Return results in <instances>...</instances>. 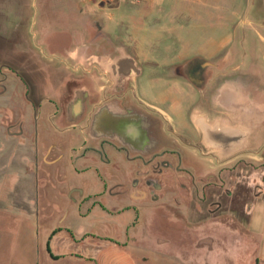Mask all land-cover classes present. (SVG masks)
<instances>
[{"label":"rangeland","instance_id":"1","mask_svg":"<svg viewBox=\"0 0 264 264\" xmlns=\"http://www.w3.org/2000/svg\"><path fill=\"white\" fill-rule=\"evenodd\" d=\"M28 1L0 0V60L9 58L8 61H11L10 55L15 56L19 51L16 47L21 48L24 43H28V50H32L33 54H17V59L24 57L25 68L24 75H17V79L26 87L38 85L45 88L52 76L48 74L46 67L55 63L57 57L34 41L31 30L29 41L25 36L23 38L12 32L13 25L17 24L15 20L19 7L26 9L24 4ZM73 2L78 6H74ZM85 2L30 0L33 11L37 13L36 25L41 29L50 28L62 32L57 34V42L76 53L74 61L82 57L86 61L90 57L85 55V50L92 37V42L96 44L94 47L107 49L114 41H119L136 56L138 55L133 46L139 45L143 48V55L142 58H137L142 62L144 72L138 80V86L141 93L152 100L156 97V92L161 96V90L170 87L173 67L196 56H208L218 64L223 61L222 66L212 69L216 74V85L211 91L215 92L226 83V79L229 82L239 79L242 84L239 89L244 90L247 101L250 102L255 93L261 101L264 100V0H212L210 9L203 5L198 7L201 10L208 9L209 13L199 11L202 15L192 19L183 13L187 3L180 1L114 0L101 6ZM86 5H91L99 12H94ZM191 6L195 8L196 4ZM171 8L177 10L172 24L168 22L169 17H159L158 14L163 13L157 10L169 13ZM166 24L183 32L169 31L164 28ZM180 36L184 40H179ZM225 37L227 44L219 47V42ZM183 41L188 42V49L184 48L186 43ZM205 59L210 60L207 57ZM25 92L29 94L28 89ZM173 94L169 98L179 100L184 105V112L191 103H199L201 100L192 91L186 95L176 90ZM162 96V99L168 98L166 92ZM34 97L32 100H38ZM27 104L33 109L32 101ZM184 112L182 115L186 120ZM37 118L32 116V122H37ZM174 118L178 122V117ZM182 123L187 128L184 131L192 130L193 126L187 120V127L184 126V120ZM178 126L180 127L179 124ZM39 173L38 168V178L35 173L31 177L30 196V193L0 194V264H88L83 258L68 254L55 260V256L50 258L45 251L49 229L56 228L57 225L51 226L41 221L40 192L35 187L36 181L40 179ZM228 174L234 178L238 175V180H241L236 187L235 183H232L234 187L231 188L228 184L230 189L225 199L226 210L222 211L215 210L213 203H203L202 192L191 189L189 177L183 178L171 173L164 176L163 214L174 222L176 230L169 225H158L154 219L150 220L157 216L147 215L145 212L141 216L143 220L134 225H117L115 232L109 235L114 236L112 240L117 241L118 238V243H124L122 251L130 258L125 264H264L263 260L257 263L254 257H249L256 245L246 235L249 216L247 209L257 201L258 196L262 195L264 199V163H258L245 154L237 169ZM178 181L184 182L186 188H180ZM27 197L28 200L34 199L31 203V207H34L31 222L27 219L28 213H31ZM262 223L260 221L259 225ZM259 225L256 230L261 229ZM71 228L76 232L75 226ZM92 232L102 233L104 230L94 229ZM242 234L243 239L240 240ZM59 237L66 239L65 245L70 241L67 240L70 236L66 231H62ZM73 241L69 248L82 250L81 240H78L80 244L77 246V241Z\"/></svg>","mask_w":264,"mask_h":264},{"label":"crops","instance_id":"2","mask_svg":"<svg viewBox=\"0 0 264 264\" xmlns=\"http://www.w3.org/2000/svg\"><path fill=\"white\" fill-rule=\"evenodd\" d=\"M178 1L187 3L185 5L186 11L183 13L188 14V17H191L192 19L193 17L195 18V16L202 15L199 11L203 12V14L209 13L207 12L208 9L201 10L198 9V7L203 5L210 9V3L212 0H173V3ZM72 4L76 7L78 6L76 2H73ZM193 4H196L195 8H192L191 5ZM26 6V9L19 7L17 12L18 17L15 20L17 24L13 25L12 32L22 35L23 38L25 36L29 41L31 38V30L33 32L34 41L44 46V48L56 56L58 60L52 65L46 67V71L52 76L49 78L48 84L45 85V88H41L38 85L37 87L30 86L31 89L29 90V94L25 92L28 88L20 84L17 79V75L23 76L25 73L23 65L24 57L17 59V54L20 53L27 56L28 53H32V50H28V43L23 44L25 48L24 46H21V48L18 46L16 47L19 51L15 56L10 55L12 58L11 61H8L9 58L8 60H0V66L2 67L3 72V77H0V81H2L3 85V89L0 90V194L5 193L7 195H16V193H30L28 195L30 196L32 193L30 189L31 177L33 173H35L38 178L39 168L40 179L36 181L35 187L39 189L40 192V218L41 221L46 224L47 222L45 219L48 217L47 210L53 203L57 205L56 207L59 210L58 214H61L62 210L69 206V203L64 196L69 188L78 186L84 188L87 193H93L102 185L101 179L93 174L69 175L67 173L63 174L55 171L47 172V166L62 160L63 155L67 153L66 146L75 145L85 136H88L87 128L91 116L100 105V103L89 105L88 102L74 103L72 100L68 103L71 114L79 115L83 112V109L86 112L83 117L78 121L76 120L77 123L73 121L72 124L66 126L60 125L57 118V107H60L61 105L66 84L70 80L74 82L78 79L88 78L90 80L89 89L93 91L102 93L105 89H116V91L120 92L123 90L124 83L129 76L140 79L143 75L144 70L142 62L137 58L138 56L142 58L143 48L139 45H137L138 47L133 46L138 55L136 56L135 53L129 50L125 44L119 41H114V43L109 45L110 47L107 49L94 47L96 44H90L87 45V50H85V55H90V57L86 61H83V57L75 59L76 61H74L73 58L76 53L72 51V49H66L61 43L57 42V34H62V32L50 28L41 29L40 26L36 25L37 13L36 11H33V6L32 3H30V0L27 4H24V7ZM157 10L160 13H163V15L158 14L159 17H169L168 22L172 24L174 14L177 12L175 8H171L172 11L169 13L161 12L162 10L159 9ZM171 24H166V27L164 28L173 32L177 31V33L183 32L182 30H177ZM179 40L182 41L184 39L180 36ZM55 42L57 45H55ZM227 42V37H225L218 45L219 47H222L225 46ZM183 43L186 42L183 41ZM187 44L188 42L184 48L188 49L189 45ZM120 49L135 60V68L137 69V72L130 74L128 77H125V74H123L130 69V62L128 59H126V57H121L117 60L114 59L115 57L120 56ZM92 57H97L102 61L112 62L113 72L119 73L122 77L124 76L123 79L116 81L113 78L112 72L105 70L100 61H94L92 60ZM205 57L210 59V61H216L208 56ZM218 65L222 66L223 61L221 60ZM6 67L8 69H6ZM221 68L222 67L219 69L221 70ZM109 77L112 78L113 85L108 81ZM238 82L240 83L241 81L237 79L236 81L231 80L229 82V80L226 79V83L221 90L218 88L213 93V99L214 101L220 102L223 107H225V112L222 114V117H220L222 123L235 125L247 121L252 125L253 130L249 141L250 147L243 149L244 158L245 154L256 152L264 141V126L260 125L259 117L257 116L258 118L255 117L254 119H249L248 114L252 108L257 113H264V100L261 101L258 96H255V93L252 94L251 101H247L243 94L244 90L239 89L242 84H239ZM18 84H20V86ZM176 90L181 91L186 95L189 93L182 87H177ZM33 96H35L34 98L37 97L38 100H32ZM142 97L144 98L143 95ZM29 101L34 103L33 109H30L28 106L27 102ZM195 104L196 103H191L187 108V111L184 112V105L180 103L179 100L172 97L170 106L171 113L174 114L175 117H178L180 128L187 129L183 127L182 123L184 120V126L187 127L185 125V121L187 120L198 131L190 118L192 111L205 115L208 120H212L216 117L218 118V116H213V111H211L214 110V105H212L213 108L211 107L209 109L205 107L204 104L201 106H195ZM183 112L185 113L184 117L186 120L183 118ZM32 116L38 117L37 122H32ZM53 146H56L57 148L60 147L61 149L57 151L58 155L55 158L51 157L54 152L50 153V148ZM228 146L227 143L226 147L223 149L225 154L227 153ZM60 167L61 166H58V168ZM258 198H262V195L258 196ZM258 198L257 201L253 202L247 209L249 216L246 221V232H248L246 235L251 237L256 245V248L251 251L249 257H254L257 263L262 260L264 261V199L262 198L261 200H258ZM7 200L9 202V199ZM33 200L34 199L32 198H29L28 200L30 202V207L28 206V208L31 209V213H28L27 216L29 222L33 219L34 207H31ZM17 208L20 210L22 209L21 206H17ZM74 214L75 207H69L68 216L74 218ZM19 216L21 217L22 213H20ZM260 221H263L261 225H259ZM126 222L127 221L111 225H100L91 221L68 220L64 223L65 227L64 225H57L56 228L49 229L45 243V251L50 258L55 256V258H53L55 260L60 259L64 254H68L71 257L75 255V257L83 258L88 264H96V262L97 264H125L130 258L126 257L122 251V245L124 243H118V238L117 241L98 238L93 236V234H97L98 232L96 233L92 231L94 229L95 231L102 229V231L105 230L104 233L106 234H109V232L114 233L117 225L125 227L127 226ZM47 225H49V223H47ZM50 225L55 226L53 224ZM258 225L261 226L260 230L263 232L256 230ZM72 226L76 227V232L71 228ZM68 230L72 232L73 237L71 236L67 238V240L70 241H67V245H65L66 239H60L59 234H61L62 231ZM241 239H243V234L242 236L240 235V240ZM78 240H81L82 250L80 248H69V245H72L70 244L72 241H77L76 246L80 244ZM253 263L256 264L255 262Z\"/></svg>","mask_w":264,"mask_h":264},{"label":"flooded vegetation","instance_id":"3","mask_svg":"<svg viewBox=\"0 0 264 264\" xmlns=\"http://www.w3.org/2000/svg\"><path fill=\"white\" fill-rule=\"evenodd\" d=\"M86 6L94 12H99L91 5ZM93 40L94 37L91 38V45H95ZM218 66L217 61L206 60L202 56L176 65L172 68L173 79L170 80V87L161 90L162 94L166 92L167 99H162V94L159 96L160 93L156 92V97L148 100L139 89V79L132 76L126 79L120 92L116 89H105L102 93L93 91L89 89L88 78L74 82L70 80L66 84L61 105L57 107L60 125L72 124L86 112L83 109L79 115L71 114L68 103L72 100L74 103L88 102L89 105L115 101L123 107H132L145 114L149 121V135L154 137L156 142L148 150L138 151L113 138L91 139L85 136L77 144L66 146L67 153L63 155L62 160L47 166V172L55 171L69 175L93 174L101 179L102 185L93 193H87L84 188L78 186L69 188L64 195L69 206L58 214L57 205L53 203L47 210L46 222L64 225L68 220H84L100 225H111L127 221V225H134L143 220L141 216L145 212L147 215L157 216L150 220L154 219L158 225H169L176 230L174 222L163 214L165 207L163 178L170 173L183 178L189 177L191 189L202 192L203 203H213L215 210H226L225 199L228 189L234 187L232 183H235L236 187L241 180H238V175L234 178L228 173L237 169L238 164L244 160L243 150L226 156L223 150L217 153L206 148L201 142L199 130L193 127L194 129L191 128L192 130L187 132L178 126L175 115L171 113L172 98H169L174 95L177 87H182L189 93L192 91L201 97L195 106L204 104L210 109L214 105L215 108L212 107L214 110H211L213 116L220 119L225 107L214 101V92L211 91L216 85V74L212 69ZM1 76L3 77V72L0 66ZM108 81L113 85L111 77ZM2 86L0 81V90ZM27 88L28 91L31 89ZM248 114L249 119L259 117L260 125L264 126V113H257L252 108ZM58 150H61L60 147L50 148V153L54 152L52 158L58 155ZM248 156L258 163H264V141L256 152ZM57 165L61 167L58 168ZM178 185L180 188H186L182 181H178ZM69 207H75L74 218L68 216ZM66 232L73 237L70 230ZM104 232L93 236L108 240L114 237Z\"/></svg>","mask_w":264,"mask_h":264},{"label":"water","instance_id":"4","mask_svg":"<svg viewBox=\"0 0 264 264\" xmlns=\"http://www.w3.org/2000/svg\"><path fill=\"white\" fill-rule=\"evenodd\" d=\"M126 57L130 62V69L125 71L124 76L137 72L135 60L120 49V56L114 59ZM94 61H100L103 68L112 72L116 81L123 79L122 75L113 72V65L110 61H102L92 57ZM132 72V73H131ZM224 85V84H223ZM221 85L219 88L223 87ZM192 122L201 133L202 144L212 151L221 152L228 143V150L225 154L230 156L233 153L250 147V135L253 127L247 121L235 125L222 123L219 118L208 120L205 115L192 111L190 114ZM87 135L91 139L108 137L118 140L124 145L138 151H146L152 147L156 140L149 135V121L147 116L132 107H122L115 101L104 102L93 112Z\"/></svg>","mask_w":264,"mask_h":264},{"label":"built area","instance_id":"5","mask_svg":"<svg viewBox=\"0 0 264 264\" xmlns=\"http://www.w3.org/2000/svg\"><path fill=\"white\" fill-rule=\"evenodd\" d=\"M83 1H86L87 3L102 5V4H106V3H111L114 0H83ZM124 1H139V0H124Z\"/></svg>","mask_w":264,"mask_h":264},{"label":"trees","instance_id":"6","mask_svg":"<svg viewBox=\"0 0 264 264\" xmlns=\"http://www.w3.org/2000/svg\"><path fill=\"white\" fill-rule=\"evenodd\" d=\"M244 258V257H243ZM241 264V263H240Z\"/></svg>","mask_w":264,"mask_h":264}]
</instances>
